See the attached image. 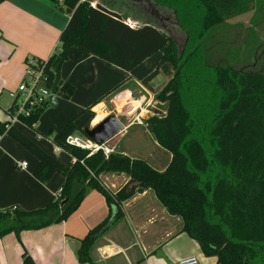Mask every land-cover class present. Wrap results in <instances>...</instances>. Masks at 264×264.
I'll return each mask as SVG.
<instances>
[{"label":"trees","instance_id":"trees-1","mask_svg":"<svg viewBox=\"0 0 264 264\" xmlns=\"http://www.w3.org/2000/svg\"><path fill=\"white\" fill-rule=\"evenodd\" d=\"M50 1L70 16L57 51L48 58L47 84L51 87L56 64L67 59L72 47L127 71L162 53L157 67L142 84L152 90L149 83L157 75L169 77L156 93V99L166 105V114L148 117L144 123L158 145L171 154V160L159 171L144 159L118 152L105 157L101 150L89 155L87 150L67 146L74 157L69 166L18 127L0 120V134H7L36 158L33 176L38 181L48 182L55 174L64 177L61 192L44 207L0 210V238L14 233L20 239L22 231L65 221L80 206L87 190L96 189L105 196L109 214L79 239L77 257L80 263L98 264L92 252L98 240L124 217L122 203L136 193L151 190L170 215L181 219V231L198 242L204 255L216 257L218 264H264V42L255 53L253 47L249 49L255 57L247 66H214L213 104L202 120L183 97L184 84L188 86L190 78L185 68L203 37L228 19L253 9L255 0H152L174 11L188 42L193 43L181 62L173 37L148 19L132 26L127 12L114 9V4L106 1ZM200 85L196 89L203 95L206 87ZM123 87L118 84L99 101ZM66 88L73 92L72 86ZM92 106L84 110L88 116L81 123L76 118L67 122L59 134L61 144L72 134L86 136L85 128L94 117ZM11 108L12 104L8 110ZM45 109L39 108L23 121L34 126ZM105 173H123L129 181L110 192L99 179ZM21 264L37 263L24 250Z\"/></svg>","mask_w":264,"mask_h":264},{"label":"crops","instance_id":"crops-1","mask_svg":"<svg viewBox=\"0 0 264 264\" xmlns=\"http://www.w3.org/2000/svg\"><path fill=\"white\" fill-rule=\"evenodd\" d=\"M98 1L107 4L105 0H95V2ZM117 1L114 9L127 12L128 22L132 26L144 20L153 19L151 15L143 19L140 14L136 13V10L144 9L142 5H146L147 11L153 9L152 0ZM154 10L159 11L154 15V25L162 27L159 25V20H166V18L160 14V9L155 8ZM259 11H262V16H264V4L262 7L254 5L253 9L228 19L224 25L246 27L253 26V24L258 25L261 21L264 25V18L259 16L255 19ZM59 13L62 12L50 0H7L0 4L1 74L3 71L1 68L7 67L5 72L15 73L21 80L26 70L24 62L27 57L31 55L38 59H48L56 52L61 31L70 18L68 14ZM261 41L264 42V38ZM161 57L162 53L157 52L133 70L127 71L72 47L60 68L62 82L74 87L73 95L68 98L72 104L62 107L60 128L64 127L79 112L97 102L91 107L94 117L90 126L98 124L110 114H115L125 127L123 131L109 140L114 141L111 145L114 149L113 153L118 152L132 158L144 159L147 162L149 160L154 168L159 171L164 170L171 160V154L158 145L144 123L151 114L160 109L148 110V106H152L155 100L149 88L142 84L143 78L157 67ZM10 82L12 80L9 81L7 77L0 76V110H3L4 106L5 96L3 95H6L4 92H9V96L12 97L11 92L13 91L9 89ZM167 82V75L162 73L157 75L149 83L151 91L158 90ZM121 83L124 85L132 83L142 88L151 97H148L149 100L144 105L143 101L147 98V93L134 98L132 89H128L99 101ZM65 96L63 93L64 98ZM109 100L115 107L112 111L108 109ZM117 102L122 106L121 108H118ZM11 104L12 99L7 109H4L7 114ZM162 112L166 113V110ZM87 116L88 112H85L80 119H77V123H81ZM9 119V116L5 117L0 114L2 122H9ZM37 123L32 127L21 124L14 126L58 160L66 165H72L74 157L67 148L59 149V145H62L59 135L57 142L50 139L37 130ZM23 128L33 129L34 136H30ZM132 129L135 131L132 132ZM147 135H150V138ZM135 139L141 145L149 143L152 146L143 153L147 159L136 156V154L139 155L138 151L129 143L133 140L136 142ZM123 141L124 144L120 148ZM19 145L7 134H0V210L14 206L27 210L44 207L52 197L58 194L64 182L61 174H55L45 183L38 181L33 176V169L37 164L36 158L20 145L24 149L22 150ZM164 157L168 162L160 166L156 165L160 164ZM22 161L28 163L25 169L18 166V162ZM99 179L110 192L118 191L129 181V177L123 173H105L100 175ZM122 210L124 217L98 240L92 252L98 264H166L163 258L157 257L159 250H162L175 264L189 256H197L201 264H218L216 257L204 255L198 242L181 231V219L170 215L153 191L145 190L136 193L122 203ZM108 214L109 206L105 196L96 189H88L80 206L65 221L39 230L22 231L20 239L14 233L0 238V264H21L24 250L33 257L37 264H83L77 257L79 239L103 221Z\"/></svg>","mask_w":264,"mask_h":264},{"label":"rangeland","instance_id":"rangeland-1","mask_svg":"<svg viewBox=\"0 0 264 264\" xmlns=\"http://www.w3.org/2000/svg\"><path fill=\"white\" fill-rule=\"evenodd\" d=\"M105 1L108 4L111 3L112 5L109 4L111 6H113V4L115 6V4L118 3L117 0H112V1L105 0ZM262 1L263 0H255L254 5L262 7V5L264 4V1L263 2ZM142 7L144 9L141 8L139 10H136V13L140 14L142 18H146V19L152 14L151 16L153 17V19L150 18L151 19L150 21L153 24L155 23L154 15L159 13V11L156 12L154 9L155 8L160 9V14H162V16L166 18V20H162V21L159 20L160 21L159 25H162L163 29H165V31H167V33H169L175 40L176 45L178 47L179 59L181 62L189 54V51L191 50L193 43L188 42V39H187L188 34L184 30V28L179 24L177 20V16L174 13V11L171 8H166L164 6L160 7L157 4H153L152 5L153 9L149 11L145 9L146 5H142ZM143 10H146V11H143ZM261 12L262 11H259V13L255 16V19L259 16L260 18H264V16H262L263 13ZM63 13L64 12L59 13V14H63ZM262 38H264V25L262 24V21L258 23V25L253 24V26H246V27H237V26L231 27V26H225L223 24V25L214 27L207 33L205 37H203L200 46L195 51V55L193 59L191 61L189 60V64H187V68H185V71L186 73L189 74L190 78H189L188 86L185 83L184 84L185 88L183 89V97H184L186 105L190 107L192 112H194L195 114H197V116H199L200 120H202L203 117L208 115L212 108L213 99L211 98L212 95L210 91H211L212 83L215 77L214 66L219 65V64L228 65V66L232 65L236 69L247 66V64H250L253 62L254 57H255L252 53L249 52V49L253 47V50H254L253 53H255V51L257 52L258 46L262 43L261 41ZM259 53L260 51L258 52V55ZM24 65H25V62H24ZM1 69L3 71H2V74L0 73V76L7 77L9 81L12 80V82H10L11 86L9 89H11L10 91H15L21 80L17 78V74L11 73L8 71L5 72V70L8 69L7 67H3ZM61 75L62 73L60 69V79L62 80L63 77ZM168 80H169V77H168ZM205 82H207V84H205ZM199 83L202 85H205L206 87V89H204L203 91L204 93L203 95L198 94L197 92L196 88L198 86H201ZM67 85H68L67 83L61 82L56 92L54 93L57 104L48 105L45 109V112L42 114L40 120L37 123L38 125L37 130L40 133L47 135L50 139H53L54 141L58 139V135L60 134L61 129L63 127L62 126L60 128L61 116L63 113L62 107L69 106V104H72V102H69L68 98H70V96L73 95L72 94L73 92L72 93L68 92L66 88ZM163 87H160L155 92L149 89L150 93L152 94V98H154L155 102L152 103L153 104L152 106L150 105L148 106L149 108L148 110L153 111V109L155 108H158L162 111L166 110L165 103H162L156 99V93L159 92L161 88ZM72 88L74 87L72 86ZM128 89H132L133 91L132 96L134 98H139L143 95H146L147 93L142 88L135 86L132 83H127L126 85H124L121 91H124V90L127 91ZM4 93L6 94V95H3L5 96L3 99L4 106H3V110H0V114H3L5 117H7L9 115L4 109H7V107L11 103V99L13 101V98L9 96V92H4ZM63 93H65V95L68 97L65 96L64 98ZM116 94H114L113 96H115ZM148 97H151V95L147 93V98L145 99V101H143L144 105L145 103L148 102L149 100ZM117 106L118 108L122 107L120 106L119 102H117ZM114 108H115L114 105L111 104L109 100L108 109L112 111V109ZM86 109L87 108H85L84 110ZM84 110L79 112L78 115L74 116L73 118H76V121L77 119H80V117H82L85 114ZM23 129L30 136H34L35 132L33 129L31 128H23ZM134 131L135 129H132V132ZM147 136L150 138V135H147ZM107 142H108L107 144L110 146L114 143L113 140L107 141ZM129 143L132 144V147L138 151L137 153H139V155L136 154V156L147 159V156L143 153L152 147L149 143H147L146 145H141V143H139L137 140L136 142L133 140L132 142H129ZM123 144H124V141L120 145V148ZM20 148L24 150L21 146ZM25 152L28 153L26 150ZM148 162L151 163L149 160ZM167 162L168 160L166 159V157H164L162 158V162L156 165L160 166Z\"/></svg>","mask_w":264,"mask_h":264},{"label":"built area","instance_id":"built-area-1","mask_svg":"<svg viewBox=\"0 0 264 264\" xmlns=\"http://www.w3.org/2000/svg\"><path fill=\"white\" fill-rule=\"evenodd\" d=\"M55 53V52H54ZM26 70L17 89L11 92L13 98L12 108L8 110L10 116L9 125L21 124L28 126L23 119H27L41 107L50 105L51 97L54 95L53 87L47 83L48 59H38L29 56L25 60ZM105 142L98 145L87 136L79 134L69 135L59 149H66L67 146H75L87 150L89 155L102 151L105 157L113 153L114 149ZM28 163L26 161L18 162V166L25 169ZM61 190L58 192L60 193ZM177 264H201L197 256H189L181 259Z\"/></svg>","mask_w":264,"mask_h":264},{"label":"water","instance_id":"water-1","mask_svg":"<svg viewBox=\"0 0 264 264\" xmlns=\"http://www.w3.org/2000/svg\"><path fill=\"white\" fill-rule=\"evenodd\" d=\"M63 59L60 60L56 66H55V82L53 85V93L56 92V89L60 83V68L63 63ZM56 98L55 95L51 97L50 104L56 105ZM166 113H163L160 110L155 111L151 116H165ZM124 124L122 121L115 115L110 114L106 118H104L102 121H100L98 124L94 126H88L85 128V134L88 138H90L92 141L97 143L98 145H101L110 139H112L115 135H117L119 132L124 130ZM158 258H163L166 264H175L172 261L168 259V257L162 252V250H159L157 252Z\"/></svg>","mask_w":264,"mask_h":264},{"label":"bare ground","instance_id":"bare-ground-1","mask_svg":"<svg viewBox=\"0 0 264 264\" xmlns=\"http://www.w3.org/2000/svg\"><path fill=\"white\" fill-rule=\"evenodd\" d=\"M101 115V114H100Z\"/></svg>","mask_w":264,"mask_h":264}]
</instances>
